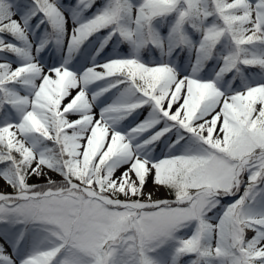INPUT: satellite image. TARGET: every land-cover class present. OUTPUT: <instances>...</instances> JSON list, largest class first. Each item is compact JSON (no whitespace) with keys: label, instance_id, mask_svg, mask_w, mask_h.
<instances>
[{"label":"snow or ice","instance_id":"snow-or-ice-1","mask_svg":"<svg viewBox=\"0 0 264 264\" xmlns=\"http://www.w3.org/2000/svg\"><path fill=\"white\" fill-rule=\"evenodd\" d=\"M0 264H264V0H0Z\"/></svg>","mask_w":264,"mask_h":264},{"label":"bare ground","instance_id":"bare-ground-1","mask_svg":"<svg viewBox=\"0 0 264 264\" xmlns=\"http://www.w3.org/2000/svg\"><path fill=\"white\" fill-rule=\"evenodd\" d=\"M148 186L151 187V181H149V185ZM159 195H161V196L165 195V193L163 192V190H161V192L159 193Z\"/></svg>","mask_w":264,"mask_h":264},{"label":"rangeland","instance_id":"rangeland-1","mask_svg":"<svg viewBox=\"0 0 264 264\" xmlns=\"http://www.w3.org/2000/svg\"><path fill=\"white\" fill-rule=\"evenodd\" d=\"M33 182H36V181H33Z\"/></svg>","mask_w":264,"mask_h":264}]
</instances>
